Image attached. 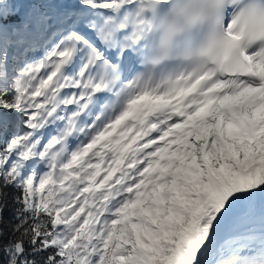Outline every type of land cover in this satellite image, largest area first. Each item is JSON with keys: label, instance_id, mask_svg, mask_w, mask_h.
Here are the masks:
<instances>
[{"label": "snow or ice", "instance_id": "6c2138e0", "mask_svg": "<svg viewBox=\"0 0 264 264\" xmlns=\"http://www.w3.org/2000/svg\"><path fill=\"white\" fill-rule=\"evenodd\" d=\"M0 264H264V0H0Z\"/></svg>", "mask_w": 264, "mask_h": 264}]
</instances>
